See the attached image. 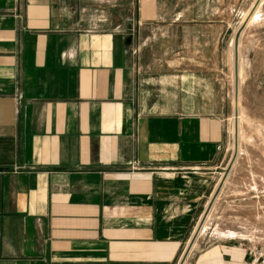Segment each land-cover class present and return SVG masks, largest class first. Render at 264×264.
<instances>
[{
    "label": "crops",
    "instance_id": "obj_1",
    "mask_svg": "<svg viewBox=\"0 0 264 264\" xmlns=\"http://www.w3.org/2000/svg\"><path fill=\"white\" fill-rule=\"evenodd\" d=\"M86 1L0 0V264H180L232 157L246 21L264 81V0ZM224 248L182 264H241Z\"/></svg>",
    "mask_w": 264,
    "mask_h": 264
},
{
    "label": "rangeland",
    "instance_id": "obj_2",
    "mask_svg": "<svg viewBox=\"0 0 264 264\" xmlns=\"http://www.w3.org/2000/svg\"><path fill=\"white\" fill-rule=\"evenodd\" d=\"M86 2L89 6H78L75 9L88 16L100 13L96 6L97 0ZM108 9L112 8H105L103 11L107 12ZM82 25L97 28L102 25L112 27L113 24L87 22ZM240 51L242 49L239 38L238 96L235 97L233 70L236 101L234 115L229 120L232 157L226 171L220 176L212 196L213 198L216 195L215 199L212 203V198L210 199L186 244L180 264L184 262L187 254L192 252L195 257L201 250L209 247L225 246L224 249H232L233 254H243V249L251 246L264 247V81L262 82V77L243 68ZM192 239L193 244L189 248ZM239 244L243 247H239ZM241 264H250L246 255Z\"/></svg>",
    "mask_w": 264,
    "mask_h": 264
},
{
    "label": "water",
    "instance_id": "obj_3",
    "mask_svg": "<svg viewBox=\"0 0 264 264\" xmlns=\"http://www.w3.org/2000/svg\"><path fill=\"white\" fill-rule=\"evenodd\" d=\"M261 0H257L253 10L251 11V14L253 13L254 9L256 8V6L258 5V3ZM250 14V15H251ZM247 21L244 22V24L241 26V28L237 31L235 37H234V43H233V52H234V88H235V97L238 95V42H239V38H240V34L242 32V30L244 29L245 25H246ZM216 196V195H215ZM215 196L212 198L211 203L213 202V200L215 199ZM194 239V238H193ZM193 239L190 242V246L189 248L192 246L193 244Z\"/></svg>",
    "mask_w": 264,
    "mask_h": 264
},
{
    "label": "built area",
    "instance_id": "obj_4",
    "mask_svg": "<svg viewBox=\"0 0 264 264\" xmlns=\"http://www.w3.org/2000/svg\"><path fill=\"white\" fill-rule=\"evenodd\" d=\"M245 255L250 261V264H264V247L263 246L247 247L245 249Z\"/></svg>",
    "mask_w": 264,
    "mask_h": 264
}]
</instances>
